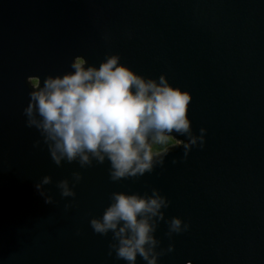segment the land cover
Wrapping results in <instances>:
<instances>
[{"label":"water","instance_id":"obj_1","mask_svg":"<svg viewBox=\"0 0 264 264\" xmlns=\"http://www.w3.org/2000/svg\"><path fill=\"white\" fill-rule=\"evenodd\" d=\"M112 54L191 94L188 117L194 135L207 130L203 148L187 159L177 148L163 167L119 182L107 161L54 164L26 127L27 79L71 72L76 56L99 67ZM74 171L83 179L63 198L56 184L72 186ZM45 175L54 204L35 188ZM153 188L171 202L166 220L190 224L169 238L160 222L157 251L174 250L158 264H264V0H0V264H127L108 255L111 233H94L90 220L113 192Z\"/></svg>","mask_w":264,"mask_h":264},{"label":"clouds","instance_id":"obj_2","mask_svg":"<svg viewBox=\"0 0 264 264\" xmlns=\"http://www.w3.org/2000/svg\"><path fill=\"white\" fill-rule=\"evenodd\" d=\"M120 61L119 54L108 55L97 67L76 56L71 72L48 75L43 81L35 76L27 79L26 127L40 133L56 166L77 162L87 168L94 161L100 165L107 161L110 180L119 182L163 167L165 157L177 148L184 150V159L194 146L203 148L207 130L201 128L200 135H194L188 117L191 94L173 87L165 75L158 80L145 78ZM32 79L39 82L33 85ZM170 139L176 141L173 146L163 152L154 150ZM40 144L36 140L33 147ZM82 179V174L74 171L72 186L68 179L59 180L56 187L61 197L74 198L73 189ZM51 183L52 177L45 175L35 185L46 204L55 203L44 187ZM110 200L103 214L90 220V227L101 236L111 233L108 255L115 252L116 258L127 264H136L137 257L146 264H158L159 257L174 250L170 244L157 251L161 241L155 233L161 221L168 225L169 238L190 228L179 217L165 219L164 210L171 202L156 188L151 195L113 192ZM71 206L66 204L65 209Z\"/></svg>","mask_w":264,"mask_h":264},{"label":"trees","instance_id":"obj_3","mask_svg":"<svg viewBox=\"0 0 264 264\" xmlns=\"http://www.w3.org/2000/svg\"><path fill=\"white\" fill-rule=\"evenodd\" d=\"M173 139H170L169 140V143L167 144V145H169V144H171V143H173ZM167 145H160V146H156L155 148H154V150H160V149H163L165 146H167Z\"/></svg>","mask_w":264,"mask_h":264},{"label":"rangeland","instance_id":"obj_4","mask_svg":"<svg viewBox=\"0 0 264 264\" xmlns=\"http://www.w3.org/2000/svg\"><path fill=\"white\" fill-rule=\"evenodd\" d=\"M173 143H176V141L174 140Z\"/></svg>","mask_w":264,"mask_h":264},{"label":"flooded vegetation","instance_id":"obj_5","mask_svg":"<svg viewBox=\"0 0 264 264\" xmlns=\"http://www.w3.org/2000/svg\"><path fill=\"white\" fill-rule=\"evenodd\" d=\"M36 82V79H33Z\"/></svg>","mask_w":264,"mask_h":264}]
</instances>
